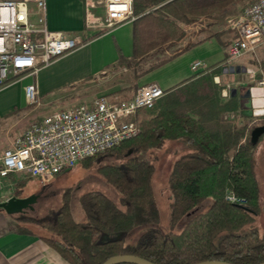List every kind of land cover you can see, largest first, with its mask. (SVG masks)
Listing matches in <instances>:
<instances>
[{
  "label": "trees",
  "instance_id": "1",
  "mask_svg": "<svg viewBox=\"0 0 264 264\" xmlns=\"http://www.w3.org/2000/svg\"><path fill=\"white\" fill-rule=\"evenodd\" d=\"M247 1L131 0L134 16L131 55L125 57L117 51L115 65L135 68L140 60L162 53L182 40L186 32L181 24L192 23L197 18L225 16ZM193 44L187 42L171 56ZM210 71L207 69L201 76L186 78L163 89V96L150 112L143 111L144 108L135 112L132 119L136 124L135 134L115 147L118 162L96 168L117 192V202L90 191L80 196L82 221L72 219L65 201L41 217L29 214L14 217L32 226L35 234L69 264H101L117 254H132L154 264L264 261V237L252 226L258 210L259 189L252 170V149L257 141L250 144L246 137L241 142L242 132L238 129H219L215 125L218 122L211 125L202 122L194 115L198 106L192 104L193 98L188 106L170 104L175 97L181 100L186 96H211L212 85L207 74ZM262 124L264 117L256 126ZM254 127L251 125L249 131ZM167 139L180 140L188 151L174 160L167 175L171 195L169 225L173 227L181 218L184 222L176 231L162 232L157 226L158 210L151 195L152 156L145 152L159 148ZM104 153L84 159L85 165L89 159ZM28 178L17 180L16 185H23ZM226 192L243 201H227ZM15 194L19 191L15 190ZM205 199L210 200L209 205L198 210L197 206Z\"/></svg>",
  "mask_w": 264,
  "mask_h": 264
},
{
  "label": "built area",
  "instance_id": "2",
  "mask_svg": "<svg viewBox=\"0 0 264 264\" xmlns=\"http://www.w3.org/2000/svg\"><path fill=\"white\" fill-rule=\"evenodd\" d=\"M131 0H102L100 22L110 30L131 22ZM231 38L225 46L224 65L264 48V0H251L226 20ZM82 41L51 31L45 23L44 0H0V87L14 78H32L39 67L74 49ZM202 67L190 65L196 72ZM204 70V69H200ZM247 90L250 115L264 114V75L253 79ZM155 82L137 87L125 99L95 98L52 111L28 123L0 153V177L10 174L30 178L49 177L76 165L84 158L106 152L135 134L132 120L140 108L150 107L163 95ZM28 103L35 101L34 83L23 86ZM232 203L243 200L226 192Z\"/></svg>",
  "mask_w": 264,
  "mask_h": 264
},
{
  "label": "crops",
  "instance_id": "3",
  "mask_svg": "<svg viewBox=\"0 0 264 264\" xmlns=\"http://www.w3.org/2000/svg\"><path fill=\"white\" fill-rule=\"evenodd\" d=\"M44 3L47 28L63 32L66 36H76L82 42L46 66L39 67L32 78L26 76L34 83L37 103L48 92L57 88L65 90L68 87L72 92L69 96L78 95L86 99L83 93L91 88L90 86L95 88L93 93L96 96L103 95L109 99L128 98L137 86L148 82H155L162 89L170 88L208 69L194 72L190 68L195 61L202 64L206 43H215L225 54L224 44L231 38L230 30L227 32L228 39L223 40L221 36L207 32L206 28L193 29L189 35L187 34L186 40L182 39L162 53L140 60L137 64L140 71L137 74L130 71L132 73L130 82L128 75L124 77V73L130 68L116 66L115 62L117 51L125 57L131 55V22L122 23L105 31L99 20L102 15V0H44ZM187 42L194 44L186 51L171 56ZM168 50L172 52L169 53ZM190 51H195L196 55L185 58ZM161 56L162 58L157 59ZM166 57H169L167 61L150 67ZM150 59H154L152 63L149 62ZM25 84L17 81L12 83L10 80L0 87V132L9 135L22 129L26 124L21 125L19 118L12 120L8 117L15 110L28 106L23 95ZM5 147L0 149V153ZM15 176L18 175L0 177V202L11 196H24L26 191L30 190L25 183L17 186ZM44 177H36L35 183L45 184ZM15 190L19 191V194H15ZM14 215L0 210V264H69L35 234L32 226L18 221Z\"/></svg>",
  "mask_w": 264,
  "mask_h": 264
},
{
  "label": "rangeland",
  "instance_id": "4",
  "mask_svg": "<svg viewBox=\"0 0 264 264\" xmlns=\"http://www.w3.org/2000/svg\"><path fill=\"white\" fill-rule=\"evenodd\" d=\"M246 3H248V1L243 2L241 5H237L231 13L225 16L220 15L214 18H197L193 23L181 24L186 32L183 39H185L193 29L206 28L207 32H212V34L221 36V39L227 40V32L229 30L226 26L227 18L235 14ZM204 51L205 53L201 60L202 67L200 69L208 68L211 70L210 73H207L212 85L211 96L207 94L197 95L195 97L186 96L181 100L175 97V99H171L170 104L175 107L188 106L191 104L190 102L193 98L192 104L198 106V111L194 114L198 119L210 125L218 122L215 125L219 129L223 127H234L238 129L242 132L241 142H243L246 137H249L251 131H249L250 126L253 124L256 126V123L258 124L264 117V114L258 117L250 115L248 97L246 95L248 88L254 85V82L249 77L250 73H255L253 79L258 78L260 74L264 75V49L259 50L254 57L244 56L230 62L229 65H231V69L227 65H224L225 54L222 53V49L218 45L213 42L206 43L204 45ZM168 52L171 53L172 50H168ZM201 54L203 55V53ZM191 55H196L195 51H190L185 55V58ZM164 56H166V54H164ZM160 58H162V56L157 59ZM153 60L154 59H150L149 62L152 63ZM211 66H213L212 69L210 68ZM130 69L124 73V77L128 75L129 81L131 82V74H137L140 70L137 66L135 68L131 67ZM130 71L132 73H130ZM194 75L196 78L203 74ZM15 81L20 84H25L30 82V78L25 76L22 79H12V83ZM90 87L91 88H88V90L83 93L86 95L87 99L80 98L78 95L69 96L72 92H70L71 89H68V87L65 88V90L64 88H57L48 92L44 98L38 100V103L35 98L34 103H28V106L25 105V108L15 110V112L8 117L12 120L19 118L21 125L26 123L22 127L23 129L31 121L37 120L52 111L68 108L78 103H88L92 101L93 98L105 97L103 95L96 96L93 93L95 88L92 86ZM159 100L160 99L155 100L150 107L144 108L143 111L150 112ZM23 114H25V116H23ZM133 118L134 117H132V119ZM22 129L10 133L9 135L0 132V149L7 146L9 143L8 141L18 135ZM115 147L116 146L111 150H107L102 156L89 159L86 165L84 159H88L84 158L71 168L64 169L52 176L44 177L46 178V180H44L45 184H36L34 180L36 178L29 177L25 181V184L30 190L26 191L24 195L35 193L39 189L41 190L42 185H44V189H42V196L32 202L31 209L27 214L41 217L49 209H55L65 201L72 219L75 221H82L84 219V212L80 203V196L90 191L100 192L112 201L117 202V192L107 184L96 171L98 166L109 163L116 164L118 162L119 157L114 153ZM252 150V170L259 189L258 210L252 221V226L256 228L259 236L264 237V133L261 134ZM186 151H188L187 146L180 140L167 139L159 148L151 152H145V154L152 156L151 162L154 170L151 176V195L158 210L157 226L162 232H167L169 229L176 231L180 229L184 222V219L181 218L173 227L169 225L168 206L171 201V195L167 187V175L174 160ZM23 178L24 177L19 175L15 176L16 180ZM209 203L210 200L205 199L197 206L198 210L205 209Z\"/></svg>",
  "mask_w": 264,
  "mask_h": 264
},
{
  "label": "water",
  "instance_id": "5",
  "mask_svg": "<svg viewBox=\"0 0 264 264\" xmlns=\"http://www.w3.org/2000/svg\"><path fill=\"white\" fill-rule=\"evenodd\" d=\"M247 95V91H246ZM264 133V124L255 126L251 129L249 133V143L254 144L258 137ZM38 194L29 193L27 195L16 197L11 196L4 201L0 202V210L4 211L6 214H17L22 213L25 209L30 210L32 202L36 199ZM119 263H130V264H154L143 258L132 254H117L106 258L101 264H119ZM193 264H230L222 261L216 260H205L196 262ZM264 264V261L257 263Z\"/></svg>",
  "mask_w": 264,
  "mask_h": 264
},
{
  "label": "flooded vegetation",
  "instance_id": "6",
  "mask_svg": "<svg viewBox=\"0 0 264 264\" xmlns=\"http://www.w3.org/2000/svg\"><path fill=\"white\" fill-rule=\"evenodd\" d=\"M41 190L39 189L38 191L35 192V194H38L35 201L42 196V189H44V185L41 186ZM29 212L28 209H25V211H23L22 213H17V214H27Z\"/></svg>",
  "mask_w": 264,
  "mask_h": 264
}]
</instances>
